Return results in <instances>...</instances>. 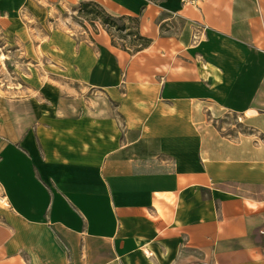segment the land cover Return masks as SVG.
<instances>
[{
    "label": "crops",
    "instance_id": "0c3cea01",
    "mask_svg": "<svg viewBox=\"0 0 264 264\" xmlns=\"http://www.w3.org/2000/svg\"><path fill=\"white\" fill-rule=\"evenodd\" d=\"M81 1L158 37L50 38L74 81L10 108L0 264H264V0Z\"/></svg>",
    "mask_w": 264,
    "mask_h": 264
},
{
    "label": "rangeland",
    "instance_id": "374dc122",
    "mask_svg": "<svg viewBox=\"0 0 264 264\" xmlns=\"http://www.w3.org/2000/svg\"><path fill=\"white\" fill-rule=\"evenodd\" d=\"M109 16L91 2L32 0L16 20L0 17V129L5 126L11 106L26 105L34 112V102H47L50 96L58 95L48 85L73 80L70 75H58L56 59L48 54L55 48L50 41L52 36L65 35L90 42L94 36L100 39L98 35L105 31L113 48L134 55L145 49L141 37L151 40L149 36L156 34L145 31L148 24L145 17L110 16L113 20L105 23ZM164 28L160 31L164 32ZM3 131L10 133L15 127L6 126ZM10 138L9 134L0 133L1 141ZM3 202L0 193V206L5 205Z\"/></svg>",
    "mask_w": 264,
    "mask_h": 264
},
{
    "label": "trees",
    "instance_id": "16d2710c",
    "mask_svg": "<svg viewBox=\"0 0 264 264\" xmlns=\"http://www.w3.org/2000/svg\"><path fill=\"white\" fill-rule=\"evenodd\" d=\"M93 4H94V3H93ZM94 5H95V4H94ZM97 6H98V5H97ZM98 7H99V6H98ZM108 18H109V19H108L107 21H105V23H106V22H109L110 20H113V19H111L110 16H109ZM141 39H142V40L144 41V43H145L144 46H143V47H145V48H146V47L150 44V42H151L150 39H145V38H142V37H141Z\"/></svg>",
    "mask_w": 264,
    "mask_h": 264
},
{
    "label": "bare ground",
    "instance_id": "6f19581e",
    "mask_svg": "<svg viewBox=\"0 0 264 264\" xmlns=\"http://www.w3.org/2000/svg\"><path fill=\"white\" fill-rule=\"evenodd\" d=\"M6 205V202H3Z\"/></svg>",
    "mask_w": 264,
    "mask_h": 264
}]
</instances>
